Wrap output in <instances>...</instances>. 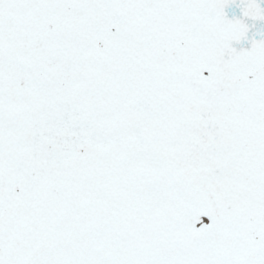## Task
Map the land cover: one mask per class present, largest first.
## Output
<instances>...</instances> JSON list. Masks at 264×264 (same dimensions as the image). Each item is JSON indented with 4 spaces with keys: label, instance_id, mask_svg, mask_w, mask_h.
Listing matches in <instances>:
<instances>
[{
    "label": "snow or ice",
    "instance_id": "1",
    "mask_svg": "<svg viewBox=\"0 0 264 264\" xmlns=\"http://www.w3.org/2000/svg\"><path fill=\"white\" fill-rule=\"evenodd\" d=\"M0 264H264V0H0Z\"/></svg>",
    "mask_w": 264,
    "mask_h": 264
}]
</instances>
